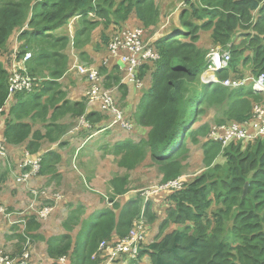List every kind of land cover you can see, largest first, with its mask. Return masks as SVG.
<instances>
[{"label":"trees","instance_id":"trees-1","mask_svg":"<svg viewBox=\"0 0 264 264\" xmlns=\"http://www.w3.org/2000/svg\"><path fill=\"white\" fill-rule=\"evenodd\" d=\"M154 2L0 0V51L6 49L12 34L27 23L31 28L19 36L23 45L18 55L22 57L26 52H33L34 59L28 66L31 65L29 73L36 79L34 91L17 94L14 100L18 99V102L12 108L6 105L11 68L5 70L0 61V110L11 117L5 130L8 143L14 146L26 143V149L35 154L43 139L54 141L56 136L66 133L68 127L56 123L66 114L73 119L85 116L91 123L102 122L103 114L97 111L87 113L85 100L73 103L61 98V102L49 96L42 103L67 70L66 50L61 51L57 46L64 44L65 47L69 36L65 33L54 36L52 33L66 27L76 16L80 17L78 26L83 27L78 36H83L89 27L95 29L103 23L105 29L113 24L122 28L119 25L127 23L132 14L147 28L156 25L159 19ZM187 8L190 9L182 11L179 18L183 28H174L171 35L157 41L160 61L145 64L140 70L143 76L153 69L151 87L143 94L136 116L137 124L149 130L148 137L141 146L125 142L120 150L128 152L120 159L119 165L128 170L135 169L149 154L159 166L163 183H167L184 175L181 156L187 151L188 139L193 144H201L199 137H207L202 147L203 163L209 171L193 182L185 183L181 190L167 194V215L161 232L146 246L150 251L141 252L138 257L148 255L150 264H264V141L258 138L255 145L247 142V146L232 142L223 152L222 144L208 140L210 130L207 124L193 129L196 118L203 112L202 105L218 110L225 107L224 118L216 123L234 121L228 124L244 125L252 118L254 106L262 102V97L249 86L229 89L219 84L202 83L203 87L196 89L191 97L188 92L190 83L198 80L206 68L209 51L197 46L201 31L210 32L214 45L231 52L230 67L219 74L221 79L231 73L243 78L240 66L248 67L254 78L264 74V0H197ZM31 10L35 14L29 21ZM107 40H110L109 36ZM33 61H42L35 70ZM109 65L99 71L103 72ZM39 69L42 73L44 70L48 72V76H43L49 77L42 82L43 86L37 78ZM107 69L118 70L117 66ZM114 81L120 80L114 77ZM39 108L45 115L52 110L46 121V135L24 122L30 112ZM220 156L226 159L224 164L216 163ZM51 157L50 153L44 156V165H50ZM247 183L248 192L243 197ZM124 194L125 191H115V197ZM148 204L146 207L150 213L151 205ZM214 204L218 209L212 216L209 210ZM142 210L139 200H128L120 206L114 203L113 209L100 210L90 221L82 220L84 208L78 206L64 222L68 231L80 226L75 241L71 234L53 237L47 240V253L55 260L70 257L75 264H101L93 259L100 243L112 240L115 235L118 238L127 236ZM157 215L160 217L156 212ZM148 218L152 223L157 219L154 215ZM171 224L180 229L164 235L165 227ZM39 226L37 218L32 216L26 233L22 234L19 228L14 230L18 254L23 253L30 239L32 262L35 239L32 231ZM129 264H139V260L133 259Z\"/></svg>","mask_w":264,"mask_h":264},{"label":"rangeland","instance_id":"rangeland-1","mask_svg":"<svg viewBox=\"0 0 264 264\" xmlns=\"http://www.w3.org/2000/svg\"><path fill=\"white\" fill-rule=\"evenodd\" d=\"M154 1H155L154 2L155 6L159 11V19L156 25H152L145 28L146 26L143 27L144 25L137 19L135 14H132L130 19L128 20L129 22L127 21V23L119 26H123L122 29L124 30H141L143 33L144 43L148 45L156 46V44H154L155 40L157 39L160 40L164 37H167L172 33L174 28H180V29L183 28L182 19L179 18L185 10L190 9L184 6L185 2H189L190 0H184L185 2L178 0H154ZM170 1L172 3L168 4ZM191 1L195 3V0H191ZM168 9L170 10L167 12ZM181 9L184 10H182L183 12L180 14ZM33 14L35 13L33 12V10H31L28 16L29 21H31V18L33 17L31 15ZM174 18L175 20L173 21ZM100 22L103 21L100 20ZM168 22H170L169 25ZM104 26L105 25L103 23L95 29H91V27H89L88 29L85 30V34L83 36H77L75 39L74 35H72V40L75 42V45L77 46L83 45L90 41L91 45L93 44V46H95L96 49L102 50V51L98 50V53L100 55V58L101 57L103 58L102 55H104L103 53L105 52L104 47L107 46L109 42V40H107L108 42L106 41L107 36H109L110 38L113 36L114 33L111 34L110 31L116 25L114 24L111 25L109 29H105ZM23 28L29 31L31 27L25 26ZM22 29H19L18 31H21ZM64 29L67 30V26L64 28L63 27L60 28L59 30H57L56 33L53 32L52 34H54V36H58L60 32H62V30ZM101 45H103L102 48ZM197 46L200 49L208 50L209 51L208 53L212 51H220V52L230 51L227 49H222L221 46L214 45L211 40V33L208 31L200 32V39L197 41ZM57 47L61 48V51L67 50L69 47V42L65 47L64 44ZM5 51L6 49L0 51V59L4 56ZM107 51L108 49L106 50V52ZM105 59L106 58L104 57L101 60L104 61ZM102 61H100L99 63L97 61L94 60L90 61L89 59H87L84 60V62L80 61L78 65L83 67H95L100 69L101 67H106L105 63H103ZM112 66H117L118 70L109 71L106 68L103 69L104 70L103 72L100 71V79L98 84L103 92L111 93L114 96L118 108H120L124 113L125 120L129 122L133 126V128H131L128 131L121 130L120 128L117 129L114 128L110 130L109 134H108L109 131L105 132L103 134V137L99 139L98 146L101 147H98L97 145L94 144V142L92 143V145L88 143L87 145L86 142L84 141L85 136L96 135V133H98V131L95 129L98 126L97 123H91L87 120H85V122L80 123L84 116H81L77 119H73V118L71 119V116L68 115L65 119L63 118L62 123L68 127L66 128L65 132L67 133L69 131V133L67 135L66 133L62 134L63 136H65L64 138L63 136H61L62 140L64 142H67L71 140V136H74L76 134H78V137H80L81 139L77 142V145H79V149L75 148V152L73 151V149H71L69 144L68 146L66 145L67 148H64V151H62L64 158L67 157L73 160V168L76 171V174L79 176V180L77 182L70 175L64 177L66 180L70 178L69 186L64 185V180L60 176H55L52 182L46 184L47 181L44 180L47 178L50 172L48 171L46 172L45 168L51 169V165L46 166L44 165V163L38 176L33 178L31 182L25 185H18L16 182L17 171L15 166L24 160L27 152L25 151L24 148L20 151V155L17 153V158H15L14 151L11 148L10 150H8L7 157L3 158V160H5V165H3L0 162V197H2V195L5 196L9 195L11 199L17 198V201L19 202V206L13 208L10 207L9 205L7 206L4 205L5 207H8L11 211H18V212H24L28 210L32 205H34L36 208L39 209L45 205L44 200L46 199L49 200V198H52L57 195H61L62 197H66L65 195H67L68 197H70L72 193L78 191V192H84L86 194L85 195L86 199L88 200L96 199L97 200L96 204L98 202L104 204V209H113L114 203L117 204V206H120L128 200H139L144 210V205L146 202L145 198L147 196V193L155 189H161V187L165 185L161 177L162 175L159 172V166L153 160L151 155L147 154L146 159L137 168L128 170L127 168L118 165L119 163L118 158L114 155V151L111 150L108 146L109 142H112L113 139L114 141H125V142L130 141L132 143L134 142L135 144H138L137 146H141L143 142L147 140L149 130L148 129L142 130V127H140L137 124L136 116L138 114L139 104L143 94L151 87L153 69L151 71H147V73L143 76L141 75V71L139 72V75L142 77V79L140 78V80L143 84V88L139 89L136 84L129 81V78L126 76L125 72L121 70L117 60H113L112 62H110L108 68H111ZM240 71L243 74V78L241 81L248 80V78H251L250 80L252 82L253 81L252 79H255L252 76L251 71L250 69H248V67L242 68L240 66ZM107 75L109 76L108 78ZM235 76L237 75H232L231 73V75L229 74V77L223 78L222 82H225L226 80L231 79ZM114 77L118 78L120 81L119 82L114 81ZM238 78L239 77H237V79ZM247 82L249 83L250 81ZM202 85L203 84H202L201 76L195 82L190 83L188 89L189 96L191 97L196 89L197 90L201 89L203 87ZM57 88L58 87L54 85L53 89L49 91L47 96L42 99V103H45L46 99L49 98V96H52ZM91 88H92V84L89 82L88 92H90ZM260 96L262 97V102L259 105L254 106L253 115L249 121L250 123H255L259 119V117H257L258 114L264 112V94ZM16 102L17 101L11 103L12 108L16 105ZM88 105L92 108H97V110L99 111V106L91 105L89 103V100H88ZM206 106L202 105L203 112L199 113L198 117L196 118L197 123L195 124L193 129H197L199 126L207 124L210 130V137L208 138V140H212L215 130H218L219 127L221 128L222 126L227 125L228 123L234 121H227L226 123H218V122L216 123V120L224 118L223 112H225L226 110L225 107L221 110H218L216 108L214 109V107L207 108ZM102 116H103L101 119L102 122H106L110 118L109 116H104V115ZM26 117H27L26 119H28L32 124L35 131H39L44 135L47 134L48 131L46 128V124H47L46 121L48 120V116L42 112V109L40 108L36 109V112H30V114L27 115ZM59 137L60 135L56 136L55 139H58ZM260 138L264 141V137H260ZM45 140H49V139H43L42 149L40 148L41 150H39V153L38 154L35 153V154L43 156L44 154L45 155L49 153L53 154L55 153L54 151L57 152L59 151L58 145L54 146L53 143H50L49 141H46L44 143ZM199 140L201 144H193L192 140L188 139L187 151L184 154H182L183 156H181L182 163L185 169L183 177L187 178L186 183L193 182L196 178H198L201 175H204L206 172L209 171V170L207 171L203 163L204 149L202 147V144L204 143V141L207 140V137L205 138L199 137ZM257 141L258 140L252 141L251 142L252 145H255ZM218 142L222 144L223 152L229 149V147L232 145L229 144L225 146L223 143H221V141ZM235 143H245V146H247V142L239 141ZM84 146H86L85 147L86 150L87 149L92 150L93 152L89 153L90 151H88L85 153L84 152L85 150L82 149ZM68 147L70 148V152H68ZM121 148L122 146L119 147V153L122 155L121 157L123 158L125 153H127L128 151L125 149L120 150ZM28 152L34 154L31 151ZM85 154L86 155L89 154L88 164H83L81 162V158L82 156L84 158L86 156ZM225 161L226 159L220 156L216 160V163L224 164ZM108 162L109 163L111 162V164H108ZM99 167L100 168L106 167L105 168L106 175L109 176L110 178L112 177L107 183L106 192L104 188L101 189L100 192L105 194V196H102L101 198H99L98 195H96V193L93 191L95 188L92 187V184L94 183L92 182V175H93L92 170L94 168H99ZM66 171L68 172L67 166H66ZM77 172L80 173L85 178L87 184L82 181L80 174H78ZM116 180H118L117 183H115ZM36 182H42L43 184ZM3 185H5L4 186L6 187L5 189H2L4 188ZM12 188L15 189L13 190ZM116 190L125 191V194L123 196L115 197ZM16 191L17 193L12 194L13 192ZM34 191L38 193L34 194L33 193ZM145 191L147 193H145ZM144 193L145 196H143ZM15 194L17 195L14 197L13 195ZM93 194L96 196H94ZM167 194L170 193L160 192L159 194L154 195L152 197V200L148 204L149 206L151 205L150 213H148V208L147 207L145 208L144 217L147 226L146 232L149 230L151 231L150 233L153 238L152 242L156 240L157 235L159 234V232H161L160 230L161 225L163 224L165 220V216L167 215L165 214V210H166L165 199L168 196ZM164 196L166 197L164 198ZM68 200L69 201H66L65 199L67 205H65L64 203L62 208L66 209L67 207L73 205V203H70L72 200L70 199ZM0 204H4L3 201H0ZM155 204L159 206L158 209L160 212V217H159L160 221L159 222L155 221L152 223L149 222L148 217H152L153 215L157 217L156 211H154L153 209V205ZM59 208H61V205H56L54 207V210L58 211ZM217 209H218V205L214 204L209 210V215L213 216V213ZM115 212L116 214H118V211ZM92 220L93 218L90 221ZM1 221L3 222L2 219ZM10 227L11 228L8 227L9 231L12 230L14 231L15 229H17V227H12V226ZM177 228L180 229L179 227H175L172 224L166 226L164 230L165 231L164 235L171 233L173 230ZM146 239H149V236L145 238L144 242H146ZM100 261L101 260L98 258L97 262ZM66 262L70 263L69 258H67Z\"/></svg>","mask_w":264,"mask_h":264},{"label":"built area","instance_id":"built-area-1","mask_svg":"<svg viewBox=\"0 0 264 264\" xmlns=\"http://www.w3.org/2000/svg\"><path fill=\"white\" fill-rule=\"evenodd\" d=\"M183 1V0H182ZM197 0H195L196 2ZM185 2V1H183ZM189 3H194L191 0ZM185 2V7L189 5ZM260 9V8H259ZM259 9L257 11H259ZM182 10V9H181ZM180 10V11H181ZM174 12V11H173ZM172 17V16H171ZM169 23V22H168ZM108 43V58L104 60L105 65L110 60H117L121 65L129 81L136 84L138 88H142L143 84L139 78V69L145 64L158 62L160 53L154 45L145 44L143 41V33L141 30H124L116 29ZM158 41L155 40L154 44ZM19 50L16 51L15 62L12 66L11 76L9 78L8 102L10 105L14 101L15 96L19 93H31L34 91L36 79L33 78L27 69V63L33 60L34 55L27 52L22 57ZM232 60L230 51H212L207 55L206 71L202 74V81L205 85L221 84L229 88H239L245 81L228 79L221 82L219 73L229 68ZM73 70L85 77L91 84L92 88L87 93L88 100L91 105H98L100 111L107 114L111 118L110 127L120 128L122 130H130L133 126L125 120L123 111L118 108L116 100L111 93H105L101 90L98 82L100 72L95 67L74 66ZM254 91L264 93V75H260L254 83ZM3 109L0 110V113ZM259 119L255 123L247 122L244 125L232 123L219 127L213 134V141H221L225 146L232 142H252L259 137H264V112L258 114ZM8 149L5 141L0 137V158H6ZM42 156L32 155L27 152L23 161L17 167L16 181L20 185L29 183L33 178L38 176L42 168ZM186 183L185 177L165 184L161 189H155L147 193V196L157 195L160 192H175L181 190ZM34 194L38 192L34 191ZM61 199L60 195L44 200L45 205L36 208L32 205L24 212L11 211L5 206H0V214L9 222L10 226L19 228L22 234L26 233L28 222L32 216L38 220L47 219L53 212L57 202ZM51 201L55 204L51 205ZM146 221L141 217L135 224V227L124 238L114 240L113 242H102L100 246V254L104 257V264H114L117 260L124 256L130 258L138 257V246L142 245L146 236ZM27 237V234H26ZM30 239L27 240L26 247L20 256L9 255L0 251V264H33L31 260ZM62 261H65L64 259Z\"/></svg>","mask_w":264,"mask_h":264},{"label":"crops","instance_id":"crops-1","mask_svg":"<svg viewBox=\"0 0 264 264\" xmlns=\"http://www.w3.org/2000/svg\"><path fill=\"white\" fill-rule=\"evenodd\" d=\"M171 3L172 2L170 1L168 4H171ZM169 10L170 9H168L167 12ZM174 20H175V18L173 19V21ZM78 25H79V20L78 21L75 20L72 23L69 22V24L67 25V30L64 29V30H62V32H60V34L61 33H65V34L68 33L67 36H69V39H68L69 40V47L66 50V54H65L68 57V62H67V70L64 73V75L62 76V78H60L57 81V83H58L57 87L58 88L55 90L56 92L53 93L52 97L60 100L61 102L63 101V100H61V98L69 100L73 103L85 100L87 102V113H89L92 111H98L97 108H92L88 105L87 92L89 90V81L85 77L77 74L73 70V68H74V66H79L78 64L80 61L84 62V60H87V59H89L90 61L94 60V61H97L100 63V61H102L101 59H103L104 57L106 59L108 58V54L106 52V46H105L104 47L105 52L103 53L104 55H102L103 58L102 57L100 58L98 50H101V49H96L95 46H93V44L91 45L90 41L88 43L83 44V45H79V46L75 45V42L72 40V35H74V38L76 39V37L78 36V33H80V31H83L82 25L81 26H78ZM19 35L20 34L16 33L10 38V40L8 41V44L6 46V51L4 52V56L0 59V61L4 64L5 70H8L9 66L11 68V65L15 61V56L13 55L14 49L16 47L20 48L23 45V42L19 39ZM102 47H103V45H101V48ZM71 50H72V52H71ZM41 62L42 61H35L34 63H32V65H33L32 68L34 67V70H35V68H37L38 65L40 66ZM110 62H112V60H110ZM103 63H105V62H103ZM30 67H31V65L28 66L29 71H30ZM205 71H206V68L204 69L203 73ZM36 73H37L38 80L43 82V83H44V81H46L49 78V77H43V76H48V72L46 70H44V72L42 73V70L39 69ZM250 79L251 78H248V80H246V81H251ZM40 86H43V84H41ZM17 102H18V99H17ZM51 114H52V110L50 111L49 115H47L48 119L51 117ZM68 115H70V114H66L63 117H61L60 119L58 118L56 123L63 124L62 123L63 118L65 119ZM10 119H11V117L8 115L0 114V137L1 138H4L6 125ZM71 119H72V117H71ZM24 122L30 123V121L28 119H26ZM106 123H107V121L106 122H98L97 123L98 126L95 129L97 131H99L100 130L99 128L105 126ZM145 129H147V128H142V130H145ZM108 131H106V132H108V134H109L110 130H108ZM68 133H69V131L66 133V135ZM104 133L105 132H100V133H96V135L85 136L84 141L86 142V144L88 143L91 145L94 142V144L98 146L99 139L101 137H103ZM64 137L65 136H63V138ZM79 140H81V139H80V137H78V134H76L74 136H71V140H69L67 142H64L62 140V137H60L54 141H50V140L44 141V143L46 141H49L50 143H53L54 146L58 145V147H59V151L58 152L54 151L55 153H53L51 159H49L51 169L45 168L46 172L47 171L50 172L49 175L47 176V178H49V179L46 178L44 180V181H47L46 184H49V182H52V180L55 176L62 177L64 180L65 186H69V184H70V178L68 180H66L64 178L68 175H70L76 182L79 180V176L76 174V171L73 168V160L71 158H67V157L64 158V156L62 154V151H64V148H67L68 144L71 147V149H73L74 152H75V148L79 149V145H77V142ZM42 143H43V140L41 142V145H42L41 149L43 147ZM124 143H125V141H114V139H113L112 142H109V144H108L109 148L114 151V155L118 158V161H120V159L122 158L121 157L122 155L119 153V147L122 146ZM26 145H27L26 143L20 144L17 146H14V145L9 146L8 145V148H9V150L12 148V150L14 151L15 158H17V153L20 155V151L24 148L26 149ZM85 147L86 146H84L82 148L83 150H85L84 151L85 153L88 151H90L89 153L93 152L92 150H88V149L86 150ZM98 147H101V146H98ZM94 149H97V148H94ZM68 152H70L69 147H68ZM88 156H89V154H87L84 158L82 156L81 162L83 164L89 163ZM108 164H111V162L110 163L108 162ZM118 165H119V163H118ZM66 166L68 167V172L66 171ZM105 168L106 167H102V168L99 167V168H94L92 170V173H93L92 182H94L92 184V187L95 188L93 191L96 193V195H98L99 198H101L102 196H105V194H103L100 191L102 188H104L105 192H106L107 183L112 178V177L110 178L109 176L106 175ZM78 174H80V173H78ZM80 176H81L82 181L86 183L85 178L81 174H80ZM185 179H187V178H185ZM36 183H42V182H36ZM4 186L5 185H3V187ZM5 188L6 187H4L2 189H5ZM12 189L14 190L15 188H12ZM17 191L13 192L12 194L17 193ZM16 195L17 194H15L13 196L15 197ZM85 195L86 194L84 192H78V191L72 193L70 195V197L65 195L66 197H63L64 200H63V202L60 203L61 208H59L58 211H54L47 219L38 220V223L40 224L39 228L32 231V234L35 237V239L33 241V246H32V259H33L34 264H53V263H56V264H75L72 262L70 257H68L70 260V263L66 262L67 257H61L57 260L50 258L48 253H47V248H48L47 240H50L53 237H60V236L66 235V234L67 235L71 234L73 237V241H75L76 236L80 230V226H78L73 231H68L64 228V222L68 218L69 214L78 206L80 207L82 205L84 208V215L82 217V220H84V219L85 220H91L93 218V216H95L100 210L104 209V204H101L100 202H98L96 204V201H97L96 199L88 200L85 198ZM96 195H94V196H96ZM166 196H164V198ZM65 199H66V201H69L68 199H70V200H72L70 203H73L72 206L67 207L66 209L62 208L64 203H65V205H67V203L65 202ZM0 201H3V203H4V204H0V206L9 205L10 207H13V208L19 206V202L17 201V198L11 199V197L9 195H6V196L2 195V197H0ZM158 207L159 206L156 204L153 205L154 211H156L160 215ZM1 219L3 220V222L1 221ZM159 221H160V219H159V216L157 215L156 222H159ZM8 227L11 228L9 222L0 214V251H3L9 255H14V256L21 255V253L18 254L19 246L17 245L16 232L13 230L9 231ZM150 232H151L150 230L146 232L145 238L149 236V239H146V242L143 243L142 248L147 249L146 246L152 242L153 238H152ZM157 233H158V231H157ZM36 237H38V239ZM113 239L117 240L119 238H118V236L115 235V236H113ZM100 257L104 261V257L103 256H100ZM63 259L65 261H62ZM131 260H133V258H130L129 256H124L123 258L116 261L114 264H129ZM134 260H139V264H150V259H149L148 255H143L140 258L137 257Z\"/></svg>","mask_w":264,"mask_h":264},{"label":"clouds","instance_id":"clouds-1","mask_svg":"<svg viewBox=\"0 0 264 264\" xmlns=\"http://www.w3.org/2000/svg\"><path fill=\"white\" fill-rule=\"evenodd\" d=\"M178 1H182V0H178ZM184 1V0H183ZM177 3V2H176ZM176 3H175V5H176ZM189 3V2H188ZM191 3H189V5H190ZM188 5V6H189ZM187 6V7H188ZM182 10H184V9H182ZM182 10L180 11V14H181V12H182ZM80 17L79 16H76L74 19H72V20H70L69 22H73V21H75V20H78ZM69 24V23H68ZM170 24V22L168 23V25ZM27 26V25H26ZM116 29H122V28H120V27H114V28H112V30L110 31L111 32V34L116 30ZM19 30V29H18ZM18 30H16L13 34H12V36L14 35V34H16V33H18V34H21L25 29L23 28L21 31H18ZM172 34V33H171ZM170 34V35H171ZM11 36V37H12ZM20 36V35H19ZM10 37V38H11ZM109 43V42H108ZM106 48L108 49V45L106 46ZM106 49V50H107ZM223 49V48H222ZM19 50V47H16L15 49H14V51H13V55L14 56H16V51H18ZM158 50V49H157ZM29 52H31V51H29ZM27 53V52H26ZM25 53V54H26ZM32 54H33V52H31ZM24 54V55H25ZM107 54H108V51H107ZM33 59H34V57H33ZM160 59H161V57H160ZM113 61V60H112ZM160 61V60H159ZM15 62V61H14ZM104 62V61H103ZM14 64V63H13ZM13 64L11 65V70H12V66H13ZM120 65V64H119ZM206 66H207V58H206ZM109 67V66H108ZM107 67V68H108ZM143 67V66H142ZM141 67V68H142ZM229 67H230V65H229ZM120 68H121V65H120ZM141 68L139 69V72H140V70H141ZM27 69H28V63H27ZM227 70V69H226ZM226 70H223V71H221V72H224V71H226ZM28 72H29V69H28ZM100 72V71H99ZM139 72H138V75H139ZM220 72V73H221ZM10 73H11V71H10ZM219 73V74H220ZM30 74V73H29ZM203 74V73H202ZM260 75H262V74H260ZM259 75V76H260ZM264 75V74H263ZM259 76L257 77V78H255V79H252L253 81L251 82H247L246 80H244L245 82H243L244 84L241 86V87H250L251 89H252V91L254 92V93H256V94H258V95H263L264 93H257V92H255L254 91V83H255V80H257L258 78H259ZM139 78H141V76L139 75ZM142 79V78H141ZM219 79H220V81L222 82V79L219 77ZM201 80H202V75H201ZM231 80H242V78H238L237 79V77H233V78H231ZM202 83H203V81H202ZM204 84V83H203ZM211 85H213V84H211ZM219 85H221V84H219ZM223 87H225V86H223ZM241 87H239V88H241ZM143 88V87H142ZM142 88H139V89H142ZM226 88H229V87H226ZM239 88H229V89H239ZM39 92V91H38ZM88 96V95H87ZM15 101V100H14ZM13 101V102H14ZM12 103V102H11ZM11 103H10V105L9 106H11ZM12 109V108H11ZM97 112H99V113H101V114H103L104 116H108L107 114H105V113H103L102 111H100V109H99V111H97ZM11 113V112H10ZM0 114H3V112L2 113H0ZM85 116L82 118V120H81V122L80 123H82V122H85ZM109 121H107V123H106V125L105 126H103V127H101V128H99L100 130L98 131V133H100V132H106V131H108V130H112V129H114V128H112V127H110V124H111V118H109L108 119ZM117 129V128H116ZM122 130V129H121ZM260 138V137H259ZM4 141H5V143H6V146H7V149L9 150V148H8V145L10 146V144L8 143V141L6 140V138H5V134H4V138H2ZM25 151L26 152H28V149H25ZM30 153V152H29ZM39 153V152H38ZM37 153V154H38ZM37 154H32V155H37ZM40 156H42V155H40ZM44 156H45V154L42 156V159H44ZM0 162H2L3 163V165H5V160H3V159H1L0 158ZM20 163H18L16 166H15V168H16V171L18 172V170H17V167H18V165H19ZM42 167H43V161H42ZM42 169V168H41ZM183 177V176H182ZM33 180V179H32ZM31 180V181H32ZM176 180V179H175ZM30 181V182H31ZM173 181V180H172ZM17 182V181H16ZM170 182V181H169ZM168 183V182H167ZM167 183H164V184H167ZM18 184V183H17ZM18 185H20V184H18ZM25 185V184H24ZM145 193H146V191H145ZM145 193L143 194V196H145ZM61 196V195H60ZM154 195H152V196H146V202H145V205H144V210L142 211V214L140 215V217L139 218H137L136 219V221L134 222V226H133V228L135 227V224H136V222L138 221V220H140L141 219V217H144V212H145V208H146V205L152 200V197H153ZM63 200H64V198L61 196V199L57 202V204L56 205H60V203L61 202H63ZM52 204H55V202L54 201H51V205ZM55 205V206H56ZM8 208V207H7ZM55 211V210H54ZM145 218V217H144ZM38 220V219H37ZM132 228V229H133ZM131 229V230H132ZM130 230V231H131ZM129 231V232H130ZM129 234V233H128ZM127 234V235H128ZM120 239V238H119ZM115 239H112V240H105V241H107V242H113ZM118 240V239H117ZM102 242H104V241H102ZM102 242L100 243V246H101V244H102ZM100 246H99V249H98V251L94 254V256H93V259L94 260H97L98 258L101 260V264H104V261H103V259L100 257L101 256V254H100ZM143 247V243H142V245H141V248ZM140 255V254H139ZM138 255V256H139ZM123 258V257H122ZM121 259V258H120ZM118 261V260H117Z\"/></svg>","mask_w":264,"mask_h":264},{"label":"water","instance_id":"water-1","mask_svg":"<svg viewBox=\"0 0 264 264\" xmlns=\"http://www.w3.org/2000/svg\"><path fill=\"white\" fill-rule=\"evenodd\" d=\"M248 186L249 184L247 183L246 186H245V189H244V194H243V197H245L247 195V192H248ZM150 251L148 248H141V245L138 246V249H137V252L138 254H140L141 252H148Z\"/></svg>","mask_w":264,"mask_h":264}]
</instances>
